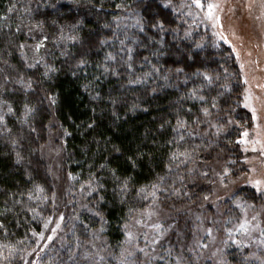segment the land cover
<instances>
[{
  "label": "trees",
  "instance_id": "1",
  "mask_svg": "<svg viewBox=\"0 0 264 264\" xmlns=\"http://www.w3.org/2000/svg\"><path fill=\"white\" fill-rule=\"evenodd\" d=\"M53 3L0 0V264H24L51 213L40 148L52 120L63 170L74 187L91 186L96 215L80 214L66 244L38 264H142L120 257L125 223L153 200L196 205L210 193L209 163L241 137L210 126L233 118L251 128L240 86L224 79L236 69L226 47L196 48L199 32L158 0ZM97 229L103 259L86 251ZM231 255L228 264H242Z\"/></svg>",
  "mask_w": 264,
  "mask_h": 264
},
{
  "label": "rangeland",
  "instance_id": "2",
  "mask_svg": "<svg viewBox=\"0 0 264 264\" xmlns=\"http://www.w3.org/2000/svg\"><path fill=\"white\" fill-rule=\"evenodd\" d=\"M158 1L163 7L167 4L165 8L178 16L189 32H199L196 48L207 44L217 50L226 47V56L232 60L236 73L229 66V71H224V79L240 86L242 106L249 113L251 128L240 127L233 118H228L220 129L212 124L209 130L215 135L237 127L241 131L239 141L246 139L248 143L230 146L229 156L226 151L219 150L220 153L213 157L209 163L211 176L207 181L210 185V193L205 195L207 199L204 197L196 205L186 207L178 204L167 207L153 200L137 212L124 225L120 257L139 256L142 264H221L222 261L228 264L231 252L242 264H264V243H261L264 241L261 234L264 231V199L254 195V189L247 183L250 178H261L260 172L264 171V157L260 154L264 146V4L261 0H201L203 7L198 8L193 0ZM209 3L219 5L212 17L208 15ZM246 97L251 100L247 101ZM246 103L257 109V119H252ZM244 132L248 133L247 137L243 136ZM40 159L52 182V207L41 230L33 236L34 244L24 264H38L49 249L64 246L80 214L96 215L89 202L91 186L74 187L71 177L63 170V136L54 120L47 125V140L40 148ZM252 168L258 171H250ZM225 169H228L227 175ZM221 176L227 187L220 183ZM249 204L255 207L250 208ZM253 215L257 216L254 221ZM245 219L252 228L251 236L237 231ZM208 229H211L210 235ZM128 232L132 234L130 240ZM153 240L157 242L152 243ZM104 244L97 229L91 232L86 251L100 258L105 252L102 251ZM140 248L144 252H140ZM129 252L132 255L129 256Z\"/></svg>",
  "mask_w": 264,
  "mask_h": 264
},
{
  "label": "snow or ice",
  "instance_id": "3",
  "mask_svg": "<svg viewBox=\"0 0 264 264\" xmlns=\"http://www.w3.org/2000/svg\"><path fill=\"white\" fill-rule=\"evenodd\" d=\"M79 2H80V0H68V3H69V4H75V5H78ZM58 3H60V0H56V3L50 4L49 7L56 8V4H58ZM193 3H194V4L196 5V7H198V8L203 7V5H202V3H201V0H193ZM261 3L264 4V0H261ZM164 6L167 7L168 5L165 4ZM217 7H219V5L211 4V3H209V4L207 5V8H208V15H209V17H212V12H213V10H214L215 8H217ZM215 19L218 20L219 18L216 17ZM53 23H55V21H53ZM70 26H71V27H77L78 25H77V23H73V24H71ZM154 26H155V27H159L161 30H163V28H164L163 22H161V21H157L156 24H155ZM140 30L143 31V27H141ZM44 39H47V37H45ZM41 46H42L41 44H38V45L36 46V47H37V50H38ZM21 47H23V45H21ZM81 63H83V61H81ZM29 66H30V67H34L35 65H29ZM183 71H184L183 68H177V69H176V72H177V73H181V72H183ZM45 74H46V73H45ZM202 75H204V79L208 80L209 82L211 81V77H209L207 74H202ZM29 86H30V85H29ZM199 99L203 101L205 98H204V96H200ZM246 100H247V101H250V100H251V97H246ZM212 106L215 107L216 105L213 104ZM245 107H248V108L251 110V112H252V114H253V115H252V119H253V120L257 119V116H256L257 109L254 108V107H252V104H251V103H246V104H245ZM9 111H11V109H9ZM203 111H204L205 115L208 114V109H207V108H204ZM2 119H3V118L0 117V120H2ZM258 135H259V133H258ZM243 136H244V137H247V136H248V133H247V132H244ZM181 139H183V137H181ZM239 142H240V143H244V144H247V143H248V141H247L246 139H242V140L239 141ZM256 143H259V140H257ZM244 150L247 151L246 148H245ZM255 150H256V149L253 148V151H255ZM260 154H261L262 157H264V146L261 147V149H260ZM247 162H248V163H251V161H247ZM250 171H252V172H257L258 169H257V168H252V169H250ZM227 172H228V169H225V170H224V174L227 175ZM203 174H204V175H207V173H203ZM260 175H261V178H258V179H251V178H250L249 180H247V183H248V184L254 189V195L259 196V197H261L262 199H264V171H261V172H260ZM220 183H221L223 186L227 187V185L224 184V177H223V176H221ZM154 187H155V186H154ZM207 198H208V197L205 196V199H207ZM238 206H239V205H238ZM248 207H250V208H254L255 205H254V204H249ZM256 219H257V216H256V215H253V216H252V220L254 221V220H256ZM137 223H140V221H137ZM125 227H127V226H125ZM156 227L159 228L160 226H159V225H156ZM255 227H258V225H255ZM102 230H103V229H101V231H102ZM207 231H208V233H209V235H210V234H211V229H208ZM237 231H239V232H240L241 234H243V235L251 236L252 228L249 227V221H248L247 219H245L244 222L241 223V224L239 225V228L237 229ZM261 234L264 235V231H262ZM126 235H127V237L129 238V240H130L131 237H132V234H131L130 232H128V233H126ZM49 239H50V237H49ZM156 242H157L156 240H153V241H152V243H156ZM233 243H236V241H233ZM261 243H264V241H261ZM138 250H139L140 252H144V249H143V248H140V249H138ZM0 254H2V253H0ZM145 254H146V253H145ZM128 255L130 256V255H132V253L129 252ZM101 259H103V258L101 257ZM221 264H225V262L222 261Z\"/></svg>",
  "mask_w": 264,
  "mask_h": 264
}]
</instances>
